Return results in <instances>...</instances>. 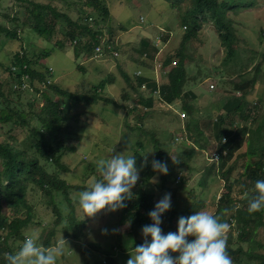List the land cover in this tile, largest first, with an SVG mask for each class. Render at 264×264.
I'll return each mask as SVG.
<instances>
[{
    "label": "rangeland",
    "instance_id": "374dc122",
    "mask_svg": "<svg viewBox=\"0 0 264 264\" xmlns=\"http://www.w3.org/2000/svg\"><path fill=\"white\" fill-rule=\"evenodd\" d=\"M36 2L48 4L72 18H76L79 12V0H0V26L8 29L17 27L16 38H9L0 31V82L4 76L3 66L10 63L16 50L22 48L33 57L46 48L49 53L41 62L51 68L54 84L79 93H91L94 85H97V93L113 100L69 103L67 110L72 118L67 119L58 132V142L67 148L62 151V161L68 167V171L60 172V177L79 186L89 185L98 173V161L116 152L125 151V154L133 155L135 148L138 151L143 149V165L147 167V161H151L155 152L153 145H158L166 152L164 156L169 158L164 159L168 167L165 180H161L158 172L151 175L150 168L144 174L140 173L141 162L137 165L139 175L135 184L142 177H150L148 182L143 183L144 187L154 190V198L160 199L165 192L170 193L171 204L183 216L188 209H192L188 207L196 200L201 201L198 210L213 213L217 198L225 191L224 181L219 174L221 169L218 170L217 161L209 159L211 151L218 146L213 119L219 111V104L232 94L241 93L233 86L238 80L254 78L255 83L245 95V108L252 109V116L246 121L248 129L255 128L264 115V0H256L255 5L247 9L241 7L232 16L238 37V53L232 59H224L225 50L219 44L216 30L210 22L204 24L201 31L186 43L185 52L188 56L184 90H191L195 95L192 99L186 97L195 109L192 114L186 113L183 117L179 115L183 110L181 99H176L172 104L155 99L152 108L142 117L139 116L140 110L130 112L127 109L134 103L137 94L131 82L140 75L157 78L158 65L152 61V57L155 55L156 59L158 54L174 53L178 47L185 31L179 17L181 7H169L165 0H104L109 15L105 19L98 16L96 19L102 34L114 37L118 55L112 57L106 53L95 58L92 52L84 50L85 36L70 43L64 34L66 24L63 19L54 21V32L47 40L34 33L30 28L32 22L26 6ZM90 15L93 18L95 16L92 13ZM140 15L143 20L139 19ZM141 39L148 40L146 52H151L153 56H141ZM57 41L62 47L56 46ZM74 48L78 56H75ZM121 70L130 76V81L124 79ZM137 70L140 71L138 76L133 74ZM100 82H103L101 87ZM210 83L213 84L211 88L208 86ZM192 119L195 124L188 131L185 124ZM224 120L228 124L232 121L233 127H240L245 122L239 114L227 115ZM249 133V136H256ZM19 137L23 139L22 132ZM245 138L236 137L237 148L223 167L225 170L229 165L232 166L229 183L232 184L231 195L236 200L243 196L236 179L248 159L244 153ZM259 139L264 142V132ZM137 141H140L141 147ZM190 149L192 152L188 155ZM172 157L176 159L175 162ZM92 168L95 170L91 171ZM206 169L210 171L208 176H204ZM179 172L181 181L175 182L174 177ZM153 177L156 182L151 179ZM244 183L248 184L245 180ZM39 192L36 190L30 196L35 208L32 221L22 230L24 238L32 237L42 248H46V235L48 229L53 227L55 235L48 248L54 247L61 238L65 241L56 264H97L106 254L111 255L117 264H125L135 238L122 222V208L115 211L105 208L91 217H83L76 203L79 193L70 190L77 219L85 222L80 236L74 239L71 232L68 235L62 232V228L68 224L66 218L69 210L63 195L55 194V200L62 209L60 222H55V216L42 203L45 195ZM255 239L260 243L257 251L264 252V228H259ZM22 241L21 238L10 240V244L16 251ZM240 245L245 248L247 242H240Z\"/></svg>",
    "mask_w": 264,
    "mask_h": 264
},
{
    "label": "trees",
    "instance_id": "16d2710c",
    "mask_svg": "<svg viewBox=\"0 0 264 264\" xmlns=\"http://www.w3.org/2000/svg\"><path fill=\"white\" fill-rule=\"evenodd\" d=\"M79 1V12L76 18H72L67 13L60 12L48 4L36 2L30 3L29 6L25 5L32 22L30 28L39 37L47 40L54 32V21L63 19L66 24L64 34L70 43L75 39L80 40L81 36H85L83 42L86 52L93 53L97 44L105 47L108 43H114V37H105L102 34L96 19L97 16L100 19H105L109 15L104 0ZM165 1L169 7H181L179 17L185 31L174 53L158 54L156 59L153 54L152 61L158 65L159 74L157 78L140 75L134 82L132 81L133 83L131 82L132 89L137 94L134 103L127 109L130 112L140 110V117L152 108L155 99L166 104H172L176 99H181V108L185 114H192L195 106L190 100H186V97L192 99L195 95L191 90H184L185 63L188 56L185 52L186 43L201 31L204 24L210 22L216 30L219 44L225 50L224 59H232L238 53L236 23L232 16L241 7L247 9L248 6H253L256 2V0ZM90 13L95 15L94 18ZM140 17L143 16L140 15ZM16 28L8 29L0 26V31L9 38H16ZM55 44L62 47L58 41ZM147 46L148 40L141 39L139 48L142 57L151 54V52H146ZM114 48L117 49L115 43ZM74 52L75 56H78V51L75 48ZM48 53L49 49L43 48L32 57L21 48L12 54L10 63L3 66L4 76L0 82V264H6L4 253H14L15 251L10 240L24 239L22 230L32 221L35 208L30 196L35 194L36 190L45 195V200L42 203L55 216V222H60L62 216V209L55 200V194L63 195L69 207L66 218L68 224L62 228L65 235L71 232L72 237L76 239L80 236L82 229L85 228L84 220L77 219L76 209L71 203L70 190H76L79 193L89 185L79 186L60 177V172L68 171V167L62 161L64 154L62 151H66L67 148L58 142V132L65 121L72 118L71 113L67 110L70 102L86 101L93 103L97 100L106 102H113V100L97 93V85H94L91 93H79L54 84L51 78V68L41 62V59H44ZM104 54L106 55V53ZM172 60L175 61V64L171 63ZM257 70L258 67L256 66L255 71ZM121 73L125 80H131L130 76L123 70ZM25 74L29 78L28 82L32 90L14 88V83L21 84L23 80H26L23 79ZM48 77L51 82H47ZM254 83V78L251 80L241 78L234 83V89L240 90L241 93L239 95L232 94L224 99L219 104V111L213 119V124L216 127L214 135L218 140V146L215 150L219 152L218 159L213 161H217L218 170L221 169L219 174L224 181L225 191L217 198L212 214L218 215L221 220L230 225V230L226 236V251L232 260V264H264V252L257 251L256 248L260 247V243L255 239L259 228H264V209L251 213L247 210V201L255 194L254 181L264 179V142L259 139V136L264 132V115L255 128L248 129L246 126V121L252 116V109L245 108L247 102L245 95ZM101 86H103V82L99 83V87ZM231 114H239L245 122L240 127H233L232 121L228 124L224 120L225 116ZM253 118L257 119V117ZM194 124L192 119L185 124V128L190 131ZM196 129L198 130V128ZM21 132L23 139L19 137ZM249 132L256 136H249ZM238 135L246 137L244 153L248 159L236 179L240 185V194L243 195L236 200L231 195L232 184L229 183L232 166L229 165L225 170L223 167L237 148L238 143H235V139ZM221 138H224L223 142H221ZM140 144V141L139 143L137 141L139 147H141ZM153 148H155V152L152 159L162 161L165 158L169 159L164 156L166 152L158 145H153ZM72 150L74 149L72 148ZM134 150L133 155L137 157L136 164L138 165L143 161V154L141 153L143 149L138 151L135 148ZM191 152L190 149L187 152L188 155ZM250 158H253L252 161ZM149 168L151 175H154L155 172L151 170L149 164L147 167L144 164L140 173L144 174ZM94 170L92 168L91 171ZM179 173L182 178L181 172ZM96 174L93 180L100 178L99 173ZM209 174V169H206L204 176ZM149 178L142 177L140 183L132 187L133 196L125 202L126 206L122 208V222L125 223L124 226L130 230L129 232L135 238V243L132 242L131 244L133 247L142 242L141 226L151 223L147 213L159 199L154 198V190L146 189L143 185L144 182H148ZM160 178L164 181L165 174H161ZM244 180L248 184H245ZM76 203L78 205V201ZM191 204L192 206L188 208L192 209L186 211L185 217L201 207L200 200ZM180 216H183L182 212H177L171 204L170 208L161 215L160 229L164 228L167 232H174L177 218ZM54 235V228L48 229L46 248L51 244V238ZM240 242H247L246 247L243 248ZM170 254L173 255L174 253ZM96 263L117 264L109 254L104 255Z\"/></svg>",
    "mask_w": 264,
    "mask_h": 264
},
{
    "label": "clouds",
    "instance_id": "9594fccd",
    "mask_svg": "<svg viewBox=\"0 0 264 264\" xmlns=\"http://www.w3.org/2000/svg\"><path fill=\"white\" fill-rule=\"evenodd\" d=\"M136 160V156L122 151L98 161L96 167L100 178L78 194L83 217H91L101 209L115 211L126 206L139 175ZM172 160L176 161L173 157ZM147 162L154 172L166 174L168 171L162 160L153 158ZM151 179L156 182L155 177ZM254 190L255 194L247 201L250 213L264 209V179L254 181ZM170 206V193L165 192L148 211L151 223L141 226L142 242L133 247L125 264H232L226 251L228 222L206 210H197L186 217H178L174 232L162 233L161 215ZM64 243L61 238L54 247L42 248L34 238L25 237L14 253H4L6 264H56Z\"/></svg>",
    "mask_w": 264,
    "mask_h": 264
},
{
    "label": "built area",
    "instance_id": "2783aa9c",
    "mask_svg": "<svg viewBox=\"0 0 264 264\" xmlns=\"http://www.w3.org/2000/svg\"><path fill=\"white\" fill-rule=\"evenodd\" d=\"M142 18H143V17H140V20H142ZM114 43H115V42H114ZM114 43H108L105 47H103V46H101V45H98V44L95 45L94 50H93V57H95V58H100L101 56H103L104 53H109V55L111 54L112 57H115L116 55H118V51L114 48ZM102 48H103V49H102ZM104 49H105L106 51H105ZM171 63H172V64H175V61L172 60ZM12 69H14V67H12ZM133 74H137V76H138V75H140V71H139V70L134 71ZM23 79H26V80H23L21 84H19V83H14V84H13V87H14V88H22V89H29V90H32V87H31V85H30L29 82H28L29 78H28L27 74H25V75L23 76ZM47 82H51V80H50L49 77H48V79H47ZM208 86L211 88V87L213 86V84L210 83ZM179 115H180V117L185 116V111L182 110L181 113H180ZM220 140H221V142H223V141H224V138H221ZM223 153H224V152H223ZM210 155H211V157L209 158L210 160H212V161H213V160H217V159H218V156H219V152L216 151V150H213V151H211ZM180 179H181V177H180V173H178V174L176 175V177H175V182H179ZM161 232H162V233H166L167 231H166L164 228H161Z\"/></svg>",
    "mask_w": 264,
    "mask_h": 264
},
{
    "label": "bare ground",
    "instance_id": "6f19581e",
    "mask_svg": "<svg viewBox=\"0 0 264 264\" xmlns=\"http://www.w3.org/2000/svg\"><path fill=\"white\" fill-rule=\"evenodd\" d=\"M97 44V43H96Z\"/></svg>",
    "mask_w": 264,
    "mask_h": 264
}]
</instances>
